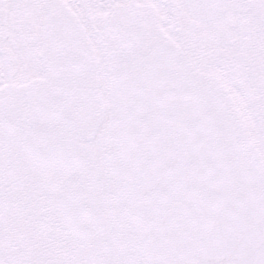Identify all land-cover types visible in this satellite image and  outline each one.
<instances>
[{
	"label": "snow or ice",
	"instance_id": "obj_1",
	"mask_svg": "<svg viewBox=\"0 0 264 264\" xmlns=\"http://www.w3.org/2000/svg\"><path fill=\"white\" fill-rule=\"evenodd\" d=\"M0 264H264V0H0Z\"/></svg>",
	"mask_w": 264,
	"mask_h": 264
}]
</instances>
